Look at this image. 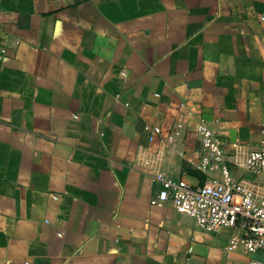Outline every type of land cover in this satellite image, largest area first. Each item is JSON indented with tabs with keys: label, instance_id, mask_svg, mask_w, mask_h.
I'll return each instance as SVG.
<instances>
[{
	"label": "crops",
	"instance_id": "crops-1",
	"mask_svg": "<svg viewBox=\"0 0 264 264\" xmlns=\"http://www.w3.org/2000/svg\"><path fill=\"white\" fill-rule=\"evenodd\" d=\"M1 51L0 264L262 256L150 201L155 173L221 180L197 168L201 121L230 177L264 197L244 166L263 137L264 0H0Z\"/></svg>",
	"mask_w": 264,
	"mask_h": 264
},
{
	"label": "built area",
	"instance_id": "built-area-1",
	"mask_svg": "<svg viewBox=\"0 0 264 264\" xmlns=\"http://www.w3.org/2000/svg\"><path fill=\"white\" fill-rule=\"evenodd\" d=\"M144 129L149 139L161 132L159 127L145 126ZM181 129V123L175 124L168 138L177 137ZM261 133L263 137L258 147L247 153L244 166L251 174L262 175L264 183V122ZM198 134L205 156L197 168L205 171L211 163H216L220 167L221 180L212 179L209 183L192 186L183 179H170L163 173H155L152 181L157 182L159 188L150 203L170 201L177 213L192 219L204 231L232 229L226 248L260 252V258H251L247 264H264V197L256 196L230 177L221 142L203 121L198 125Z\"/></svg>",
	"mask_w": 264,
	"mask_h": 264
}]
</instances>
